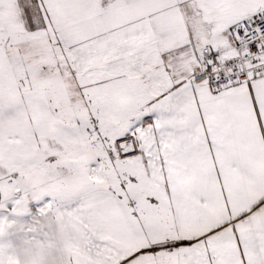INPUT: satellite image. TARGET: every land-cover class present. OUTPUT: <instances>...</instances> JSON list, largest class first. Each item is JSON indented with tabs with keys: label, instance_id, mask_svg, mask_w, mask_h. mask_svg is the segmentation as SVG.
Listing matches in <instances>:
<instances>
[{
	"label": "snow or ice",
	"instance_id": "snow-or-ice-1",
	"mask_svg": "<svg viewBox=\"0 0 264 264\" xmlns=\"http://www.w3.org/2000/svg\"><path fill=\"white\" fill-rule=\"evenodd\" d=\"M0 264H264V0H0Z\"/></svg>",
	"mask_w": 264,
	"mask_h": 264
}]
</instances>
